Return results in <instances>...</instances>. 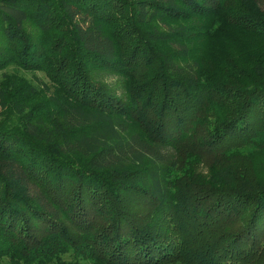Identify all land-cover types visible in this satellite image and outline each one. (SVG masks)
<instances>
[{
	"label": "trees",
	"instance_id": "1",
	"mask_svg": "<svg viewBox=\"0 0 264 264\" xmlns=\"http://www.w3.org/2000/svg\"><path fill=\"white\" fill-rule=\"evenodd\" d=\"M0 71V264H264V0H0Z\"/></svg>",
	"mask_w": 264,
	"mask_h": 264
},
{
	"label": "rangeland",
	"instance_id": "2",
	"mask_svg": "<svg viewBox=\"0 0 264 264\" xmlns=\"http://www.w3.org/2000/svg\"><path fill=\"white\" fill-rule=\"evenodd\" d=\"M198 44L199 46H202L205 49H208L209 46H214V45L217 46L218 48L236 45L235 39H232L230 34H223V33L212 36L208 38L206 41L198 42ZM254 44H257V43H254ZM23 73L30 79H35V76H39L40 78L44 80H48V77L46 76L44 72L33 73V72L24 71ZM1 75H2V71H0V77ZM112 80H114V78H112ZM204 170L207 171L208 169H204Z\"/></svg>",
	"mask_w": 264,
	"mask_h": 264
}]
</instances>
